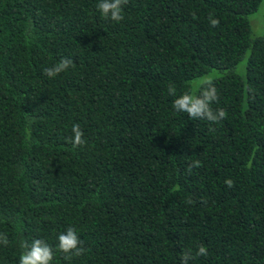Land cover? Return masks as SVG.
I'll return each mask as SVG.
<instances>
[{"label": "trees", "instance_id": "obj_1", "mask_svg": "<svg viewBox=\"0 0 264 264\" xmlns=\"http://www.w3.org/2000/svg\"><path fill=\"white\" fill-rule=\"evenodd\" d=\"M260 1L128 0L114 22L99 0H0V264L34 239L50 264H180L201 244L188 264H264ZM62 57L74 67L45 75ZM205 79L218 123L168 94ZM68 227L86 249L71 261L57 247Z\"/></svg>", "mask_w": 264, "mask_h": 264}, {"label": "clouds", "instance_id": "obj_2", "mask_svg": "<svg viewBox=\"0 0 264 264\" xmlns=\"http://www.w3.org/2000/svg\"><path fill=\"white\" fill-rule=\"evenodd\" d=\"M128 0H99L96 7L100 14L105 19H110L114 22H120L124 19L123 7ZM212 26H218L219 21L212 19ZM70 67H74L72 59L62 57L60 61L52 67L44 69V74L52 78L61 72L67 71ZM168 94L174 96L172 102L173 109L178 113H187L190 119L207 120L212 123H218L226 118V112L222 108L213 109L212 104L218 102V92L211 79H205L200 87L199 94L192 92H184L176 96V88L174 85H169ZM73 138L71 143L73 147L83 146L86 141L83 139L84 133L78 124L72 127ZM199 167V161L194 162L190 166ZM225 183L228 187L233 186V182L229 179ZM193 203L191 199L187 201ZM58 249L65 254V260L71 261L73 256H80L86 249L82 246L83 241L79 238L77 230L74 227H68L64 232L57 237ZM7 236L0 233V244H7ZM20 247L23 251L19 257V264H50L53 259V249L44 240L34 239L29 243L26 240L20 241ZM207 248L201 244L198 246L195 254L184 252L181 254L180 264H188L190 260L198 256H207Z\"/></svg>", "mask_w": 264, "mask_h": 264}, {"label": "rangeland", "instance_id": "obj_3", "mask_svg": "<svg viewBox=\"0 0 264 264\" xmlns=\"http://www.w3.org/2000/svg\"><path fill=\"white\" fill-rule=\"evenodd\" d=\"M264 8V0H261L257 8L248 15L249 30L252 36L258 34L262 30V11Z\"/></svg>", "mask_w": 264, "mask_h": 264}]
</instances>
